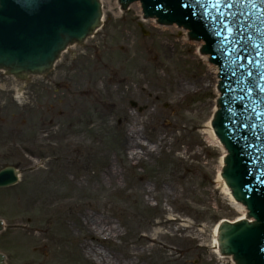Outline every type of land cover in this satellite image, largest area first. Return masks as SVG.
<instances>
[{
	"label": "rangeland",
	"instance_id": "rangeland-1",
	"mask_svg": "<svg viewBox=\"0 0 264 264\" xmlns=\"http://www.w3.org/2000/svg\"><path fill=\"white\" fill-rule=\"evenodd\" d=\"M103 5L102 27L46 74L0 71V118L9 114L0 164L19 172L0 188L5 264H231L213 247L215 223L240 212L204 131L212 73L180 32L142 22L133 7L119 11L115 0ZM83 214L108 218L104 228L117 234L104 241L96 228L95 239L83 238Z\"/></svg>",
	"mask_w": 264,
	"mask_h": 264
},
{
	"label": "water",
	"instance_id": "water-1",
	"mask_svg": "<svg viewBox=\"0 0 264 264\" xmlns=\"http://www.w3.org/2000/svg\"><path fill=\"white\" fill-rule=\"evenodd\" d=\"M131 0H121L123 7ZM146 15L190 29L219 64L222 95L215 130L229 155L224 177L255 223L220 226V251L237 264H264V0H141ZM228 5H231L229 7ZM96 0H0V67L41 72L97 23ZM240 28V29H239ZM12 171L0 173L8 183ZM1 252V251H0ZM2 256L0 255V264Z\"/></svg>",
	"mask_w": 264,
	"mask_h": 264
},
{
	"label": "bare ground",
	"instance_id": "bare-ground-1",
	"mask_svg": "<svg viewBox=\"0 0 264 264\" xmlns=\"http://www.w3.org/2000/svg\"><path fill=\"white\" fill-rule=\"evenodd\" d=\"M116 4V6H117V3H115ZM131 6H133V8L139 13L140 12V7H139V4L138 3H133ZM103 11H104V8H103ZM146 22H149V23H151V24H153V25H155L154 23H155V21L153 20V19H151V20H147ZM160 28H164V27H160ZM174 26H172V27H170V29L171 30H174ZM165 29V28H164ZM181 31H183L184 32V34H182L183 35V37H182V40L183 41H185V42H187L188 44H190V45H196V47H198L199 46V43H196V42H188L187 41V38H186V31L185 30H183V29H180ZM164 54V53H163ZM202 59H204V61L206 60V57H203L202 56ZM207 68H208V72H210V71H212V73H214L215 72V68L213 67V66H211V65H207ZM174 82H175V85H181L182 83L178 80V79H174ZM214 109H213V107L211 108V111H213ZM147 114L148 115H156L157 114V112H156V110H153L152 112L151 111H147ZM206 126V128H205V130L204 131H206V132H208V135L209 136H207V139H208V142H210L211 144H216L217 146H218V141H217V139L215 138V136H214V134H213V132H212V130L211 129H209V121H207V124L205 125ZM207 127H208V129H207ZM135 132V131H134ZM125 143L126 144H129V145H137V142L136 141H134V142H129V139H128V137H125ZM223 153V152H222ZM221 153V154H222ZM219 162H220V165H221V157H220V159H219ZM106 174L109 176V177H111V176H113V173L111 172V171H107L106 172ZM217 179H218V181L220 182V183H222V188H223V190H225V194H228L229 196H230V194H229V191H228V188L225 186V184H224V182H223V180L221 179V177H219V175L217 176ZM230 201L231 202H234L233 201V199L231 198V196H230ZM235 208L236 209H238V211H240V214L238 215V217L237 218H240L241 216H242V214H243V212H244V210H243V208L239 205V204H237V203H235ZM107 224H109V219L108 218H102V219H99V218H96V217H93V216H88L87 214H83V222L81 223V226H82V228H83V230H84V233H83V238H86V237H88V236H90V238L91 239H95V233L93 232V229H98L99 228V230H100V232H105V233H107L106 235H108V237L109 238H111L112 236H115L116 234H117V231H116V229L113 227V226H106L105 228H104V225H107ZM215 230H216V225H215V227H214V244H213V246H214V248H216V238H215ZM95 231V230H94ZM110 233H111V235H110ZM162 233H161V231H156V232H153V234H151V233H148V234H145V235H143V237H142V235L141 236H139V238H142V239H144V240H148V239H150V238H154L155 236H159V235H161ZM97 236V235H96ZM154 236V237H153ZM82 246H83V248L85 249V251L88 253V255L89 256H91L93 253L95 254L96 253V249L92 246V245H88V243L85 241V240H83V242H82ZM215 252H216V249H215ZM223 259L224 257H221V255H219V259ZM103 263V262H102ZM92 264H96V262H92ZM128 264H129V262H128ZM232 264H234L233 262H232Z\"/></svg>",
	"mask_w": 264,
	"mask_h": 264
},
{
	"label": "snow or ice",
	"instance_id": "snow-or-ice-1",
	"mask_svg": "<svg viewBox=\"0 0 264 264\" xmlns=\"http://www.w3.org/2000/svg\"><path fill=\"white\" fill-rule=\"evenodd\" d=\"M219 2H220V0H216V4H213L212 6L215 7L217 4H219ZM241 2H244V0H241ZM249 2H250V0H249ZM228 6L231 7V5H228ZM252 7L255 8L256 5L253 3V4H252Z\"/></svg>",
	"mask_w": 264,
	"mask_h": 264
}]
</instances>
